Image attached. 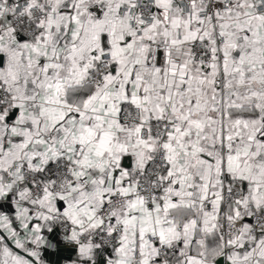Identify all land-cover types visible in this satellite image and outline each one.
Here are the masks:
<instances>
[{
    "label": "snow or ice",
    "instance_id": "snow-or-ice-1",
    "mask_svg": "<svg viewBox=\"0 0 264 264\" xmlns=\"http://www.w3.org/2000/svg\"><path fill=\"white\" fill-rule=\"evenodd\" d=\"M0 264H264V0H0Z\"/></svg>",
    "mask_w": 264,
    "mask_h": 264
}]
</instances>
